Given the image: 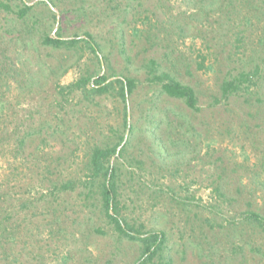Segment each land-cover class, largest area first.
I'll return each instance as SVG.
<instances>
[{
	"label": "rangeland",
	"instance_id": "rangeland-1",
	"mask_svg": "<svg viewBox=\"0 0 264 264\" xmlns=\"http://www.w3.org/2000/svg\"><path fill=\"white\" fill-rule=\"evenodd\" d=\"M0 2V264H137L89 178L91 148L120 136L119 217L163 233L146 264H264V0ZM150 60L198 111L149 81ZM241 71L253 83L223 97ZM101 74L135 87L68 89Z\"/></svg>",
	"mask_w": 264,
	"mask_h": 264
},
{
	"label": "trees",
	"instance_id": "trees-1",
	"mask_svg": "<svg viewBox=\"0 0 264 264\" xmlns=\"http://www.w3.org/2000/svg\"><path fill=\"white\" fill-rule=\"evenodd\" d=\"M0 8L12 10L9 4L3 2H0ZM29 9L30 6L22 2V6L16 11V14L18 17H22ZM79 41L84 42L92 52H96L97 45L89 36L88 38L83 39L64 40L59 37L46 35L42 42L53 47H62L65 44H76ZM148 74L149 81L159 84L162 93L169 97L182 100L185 105L193 111L199 110L195 90L191 86L176 80L167 73H159L157 63L154 60L148 62ZM253 76V73L241 71L231 79H224L220 85L221 95L227 97L230 94L243 90L246 88L245 86L248 87L249 84L253 83ZM113 82L119 84V92L123 100L125 99L126 94L131 93L135 87V80L133 78L108 81V77L101 74L96 75L92 80L90 77H82L76 83L69 85L68 89L72 91L79 88L85 93H102L107 91V89L112 86ZM124 123H126V113L124 115ZM122 140L123 136H120L119 140L111 146H94L91 148L88 160V169L90 171L89 178L92 179V181L100 180V196L106 216L119 236H123L130 240H136L141 244V252L137 264H146L161 250L164 238L162 232L148 231L142 233L135 229V227L125 219L119 217L116 202V180L118 170L115 166L111 165L110 159L116 154ZM63 188L71 189L73 188V183L68 181L63 185Z\"/></svg>",
	"mask_w": 264,
	"mask_h": 264
}]
</instances>
